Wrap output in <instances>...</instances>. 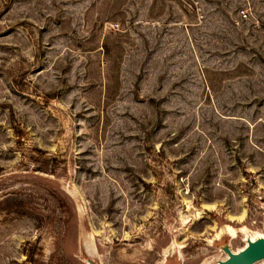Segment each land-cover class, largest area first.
<instances>
[{"label": "rangeland", "instance_id": "374dc122", "mask_svg": "<svg viewBox=\"0 0 264 264\" xmlns=\"http://www.w3.org/2000/svg\"><path fill=\"white\" fill-rule=\"evenodd\" d=\"M241 227L264 0H0V264H214Z\"/></svg>", "mask_w": 264, "mask_h": 264}, {"label": "water", "instance_id": "95a60500", "mask_svg": "<svg viewBox=\"0 0 264 264\" xmlns=\"http://www.w3.org/2000/svg\"><path fill=\"white\" fill-rule=\"evenodd\" d=\"M231 251H227V254ZM264 257V238H259L250 243L242 251L232 255L229 259L219 264H253ZM90 264H93L90 262Z\"/></svg>", "mask_w": 264, "mask_h": 264}, {"label": "bare ground", "instance_id": "6f19581e", "mask_svg": "<svg viewBox=\"0 0 264 264\" xmlns=\"http://www.w3.org/2000/svg\"><path fill=\"white\" fill-rule=\"evenodd\" d=\"M238 232L243 234V237H244L243 247L238 249L237 251L231 250V253L226 254L224 259H220V260L216 261L214 264H219V263L229 259L232 255L237 254L238 252L242 251L250 243L255 242L259 238H264V232L248 230L246 227H241L238 230L232 229V236L233 237L237 236ZM257 262H264V257L259 259L256 262H254L253 264H256Z\"/></svg>", "mask_w": 264, "mask_h": 264}]
</instances>
